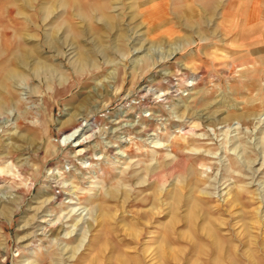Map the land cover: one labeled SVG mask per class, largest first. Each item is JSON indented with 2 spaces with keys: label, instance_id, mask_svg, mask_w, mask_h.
Masks as SVG:
<instances>
[{
  "label": "rangeland",
  "instance_id": "obj_1",
  "mask_svg": "<svg viewBox=\"0 0 264 264\" xmlns=\"http://www.w3.org/2000/svg\"><path fill=\"white\" fill-rule=\"evenodd\" d=\"M23 1L0 37L46 69L2 90L0 264H264V0Z\"/></svg>",
  "mask_w": 264,
  "mask_h": 264
},
{
  "label": "bare ground",
  "instance_id": "obj_2",
  "mask_svg": "<svg viewBox=\"0 0 264 264\" xmlns=\"http://www.w3.org/2000/svg\"><path fill=\"white\" fill-rule=\"evenodd\" d=\"M62 1H63L65 6L67 5L71 9L80 10V7L79 8L77 7L76 2L74 0H62ZM32 2H33V0H24L23 1V5H24L23 8H25L27 6L29 7V4H31ZM88 14H89L88 11L82 10V12L80 13L81 19H86L88 17ZM71 34L74 37L81 35L79 32L75 31L74 29H72ZM24 35L25 34L23 32L17 31V32H14L13 34H11L10 37H6V36L0 37V58H1V62H3L5 65L4 72H3L2 77L0 79V107L4 106V104L6 102V100H4V97H3V96H5V94L3 95L2 90L4 88H7V85L9 84V82L11 80L21 78V76H20L21 73L23 71H26L27 69L33 70V71L46 69V65L44 64V62H42L36 58L35 47L32 46V48H30V49L24 47V41L26 40ZM50 39H52V38H50ZM28 40H30V39H28ZM67 40H69V39H67ZM67 40L66 41H62V40L56 41L57 42L56 45L57 44L61 45L64 42L66 44ZM52 44H50V45H52ZM68 45H69V48L71 49L70 54H72L73 57L75 56V59L73 60V62L77 63L79 65L85 64L84 62L86 61V56H87L85 54V51L83 53L78 52L76 50V48L73 47L72 42L68 43ZM74 50H76V53H72V52H74ZM174 51H176V48H174L173 51H170L169 55L171 53H173ZM14 82H16V81H14ZM86 127H88V125H86ZM79 129L81 132H84V130L86 128H85V126L84 127L80 126ZM77 132H78V128L76 130H74L73 132L65 135L63 137V140H65V141L73 140V141H76L78 144H81L82 142H80L78 139L76 140V138H78V134L76 135ZM82 134H83L82 136H85V133H82ZM80 136L81 135H79V138H80ZM2 193H3V189L0 187V198H2Z\"/></svg>",
  "mask_w": 264,
  "mask_h": 264
}]
</instances>
